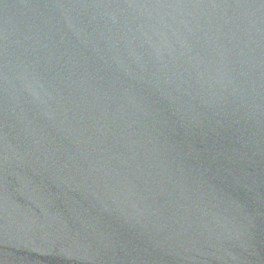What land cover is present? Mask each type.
Masks as SVG:
<instances>
[{
	"label": "water",
	"instance_id": "1",
	"mask_svg": "<svg viewBox=\"0 0 264 264\" xmlns=\"http://www.w3.org/2000/svg\"><path fill=\"white\" fill-rule=\"evenodd\" d=\"M0 264H264V0H0Z\"/></svg>",
	"mask_w": 264,
	"mask_h": 264
}]
</instances>
